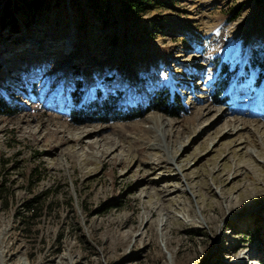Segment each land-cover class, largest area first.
<instances>
[{
	"label": "rangeland",
	"instance_id": "1",
	"mask_svg": "<svg viewBox=\"0 0 264 264\" xmlns=\"http://www.w3.org/2000/svg\"><path fill=\"white\" fill-rule=\"evenodd\" d=\"M128 1L0 24V264H264V0Z\"/></svg>",
	"mask_w": 264,
	"mask_h": 264
},
{
	"label": "trees",
	"instance_id": "2",
	"mask_svg": "<svg viewBox=\"0 0 264 264\" xmlns=\"http://www.w3.org/2000/svg\"><path fill=\"white\" fill-rule=\"evenodd\" d=\"M92 7L95 11L102 7L103 4L108 2L109 0H89ZM24 4L25 9H27L33 16L39 15L42 10L44 9L47 0H21ZM145 0H129L125 6L126 10L135 13V14H143L147 11ZM0 24L2 26L10 25L13 30L20 29V22L16 17L15 12L13 11L12 7V0H7L3 10L0 12ZM153 107L145 108V109H133L130 108L127 112L126 121H132L137 118H141L146 115L149 111L155 110L158 111L166 116L172 118H181L184 113V107L182 106V100L178 97L177 94L174 92L171 93L166 91L164 94H160L156 99L153 101ZM78 112H75V120H79L78 124L85 123L88 119H93L95 117H103V121L106 117L110 114L115 115L114 113L117 111L115 108H111L108 103L102 102L100 99L96 98L93 102L91 107L87 108L84 105L78 109ZM149 110V111H148ZM0 112L7 115L12 116L15 115L17 111V107L10 106L3 101H0ZM79 118V119H78ZM76 120V121H77ZM33 204L28 205V210L32 211L33 213L36 212L32 206Z\"/></svg>",
	"mask_w": 264,
	"mask_h": 264
},
{
	"label": "bare ground",
	"instance_id": "3",
	"mask_svg": "<svg viewBox=\"0 0 264 264\" xmlns=\"http://www.w3.org/2000/svg\"><path fill=\"white\" fill-rule=\"evenodd\" d=\"M65 20H66V22H68V16H66V19H65ZM66 22H65V23H66ZM68 28H69V26H68ZM69 30H70V29H69ZM10 251H11V250H10ZM12 262H13L12 264H15V263H14V257H12Z\"/></svg>",
	"mask_w": 264,
	"mask_h": 264
}]
</instances>
